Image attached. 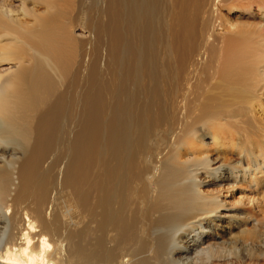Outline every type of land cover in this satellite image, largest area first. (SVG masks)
Wrapping results in <instances>:
<instances>
[{
    "label": "bare ground",
    "instance_id": "6f19581e",
    "mask_svg": "<svg viewBox=\"0 0 264 264\" xmlns=\"http://www.w3.org/2000/svg\"><path fill=\"white\" fill-rule=\"evenodd\" d=\"M221 2L0 0V264L264 260L196 149H264V34Z\"/></svg>",
    "mask_w": 264,
    "mask_h": 264
},
{
    "label": "rangeland",
    "instance_id": "374dc122",
    "mask_svg": "<svg viewBox=\"0 0 264 264\" xmlns=\"http://www.w3.org/2000/svg\"><path fill=\"white\" fill-rule=\"evenodd\" d=\"M36 8L42 10L43 6ZM262 8L264 0H222L218 13L222 22L225 21L226 27L241 28L249 34L260 32L264 34V20L258 15ZM249 142L256 143L258 140ZM243 143L233 135L222 138L207 135L196 146L198 154L209 157L213 160L214 166H221L227 178L218 179L210 185V188L223 192L224 204L221 210L233 208L231 209L233 217L217 221L216 233L223 236L224 232L230 230L235 236L240 237L242 235L240 231L258 230L260 227L263 229L264 226V214L261 213L264 210V197H260L264 192V149L247 151L248 148H243ZM250 220L252 222L246 224ZM209 264H264V260L252 263L248 259L242 261L236 258L216 257Z\"/></svg>",
    "mask_w": 264,
    "mask_h": 264
}]
</instances>
